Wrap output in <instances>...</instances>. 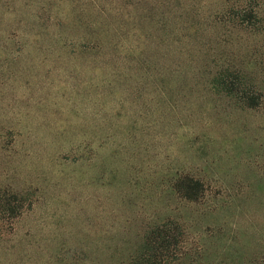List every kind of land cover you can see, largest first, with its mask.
<instances>
[{
  "label": "trees",
  "instance_id": "16d2710c",
  "mask_svg": "<svg viewBox=\"0 0 264 264\" xmlns=\"http://www.w3.org/2000/svg\"><path fill=\"white\" fill-rule=\"evenodd\" d=\"M0 8L3 77L27 61L72 82L55 84L69 90V108L51 116L49 177L74 182L77 173L111 192L122 181L129 207L130 187L154 191L149 214L132 208L116 224L112 210L99 232L89 224L78 247L41 264H264V172L237 176L239 157L252 153L239 143L236 160L226 158L228 140L216 131L238 113L259 114L254 127L264 130V0H4ZM180 130L191 131L182 139L195 167L135 175L134 157L152 161L154 143ZM19 135L0 127V149ZM30 191L0 185V241L3 222L32 209Z\"/></svg>",
  "mask_w": 264,
  "mask_h": 264
},
{
  "label": "rangeland",
  "instance_id": "374dc122",
  "mask_svg": "<svg viewBox=\"0 0 264 264\" xmlns=\"http://www.w3.org/2000/svg\"><path fill=\"white\" fill-rule=\"evenodd\" d=\"M3 1L0 0V6ZM13 66L16 70L12 75L3 77L0 71V89L3 92L0 95V127L21 128V135L15 136L14 142L8 145L6 150L0 149V185L27 190L30 188V192L33 191L36 196H33L36 202L32 209L18 220L3 222L5 235L0 241V264H41L49 260L48 257L53 256L58 248L64 252L73 251L74 247H78L84 240L83 235L89 224H94L92 230L99 232L104 223L112 220V210H115L116 224H121L124 218L132 215V208L141 210V218L145 213L149 214L151 205L148 196L151 200L154 193L151 188L140 190L139 187H130L134 206L129 207L125 203L126 190L119 187L122 181L117 183L111 192L105 185L88 184V178L85 176L82 179L77 173L74 176L78 182H56V179L49 177L48 157L54 152L53 147L47 144L54 138L51 116L57 113L58 118H64V113L69 108V90L58 88L55 84L58 80L68 84L72 82L66 75L52 71V65L49 64L26 61ZM41 100L44 102L42 106L39 105ZM258 117L260 118L259 114L246 116L238 113L233 119H229L227 124L221 123L220 120L217 122L216 131L220 132L221 136L225 135L228 140L226 158L232 155L236 160L239 143L241 149L252 153L239 157L241 165L233 170L237 176L251 169L259 173L264 172V130L260 132L254 127L259 122ZM207 131L201 125L198 126V133ZM189 132L191 131L180 130L177 137L167 134L155 142L153 150H150L154 156L152 161H144L143 154L135 156L133 166L139 172L135 175L145 180L153 173L166 172L170 168H184L188 171L194 168L198 159L189 153L188 144L182 139V134ZM120 137L121 135L118 140ZM238 137L245 139L238 142ZM216 146L217 144H214V151ZM106 148L101 149L100 154L103 156L100 165L104 172L111 167L110 152ZM205 151L206 157L214 153L208 148ZM247 156L254 158L255 166L246 165ZM223 168L227 169L226 166ZM119 180L123 178L119 177ZM42 181L47 186L46 190L42 187L39 189L40 186L37 185ZM140 185L145 184L142 182ZM136 195L139 196L136 198ZM156 195L157 193L155 199Z\"/></svg>",
  "mask_w": 264,
  "mask_h": 264
}]
</instances>
